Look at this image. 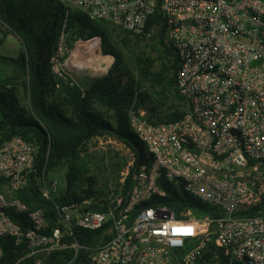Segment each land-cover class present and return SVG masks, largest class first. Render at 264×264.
Listing matches in <instances>:
<instances>
[{
    "label": "built area",
    "instance_id": "built-area-1",
    "mask_svg": "<svg viewBox=\"0 0 264 264\" xmlns=\"http://www.w3.org/2000/svg\"><path fill=\"white\" fill-rule=\"evenodd\" d=\"M93 21L140 34L160 0H58ZM165 43L179 61L176 87L186 103L183 118L153 124L148 111H128L131 132L149 163L122 173L118 185L101 183L98 193L68 201V182L48 177V158L21 135L0 145V259L2 241L25 243L21 264L50 263L54 253H87L88 264H264V0H161ZM102 45L101 38H94ZM84 42V41H82ZM62 37L54 72L66 79ZM113 135L105 132L100 136ZM94 138V139H95ZM137 159V158H136ZM28 186L55 206L61 226L51 227L43 209L18 197ZM189 195L208 209L180 202ZM99 205L103 211H94ZM24 215L27 228L11 212ZM109 226L100 243L82 246L75 228Z\"/></svg>",
    "mask_w": 264,
    "mask_h": 264
},
{
    "label": "trees",
    "instance_id": "trees-1",
    "mask_svg": "<svg viewBox=\"0 0 264 264\" xmlns=\"http://www.w3.org/2000/svg\"><path fill=\"white\" fill-rule=\"evenodd\" d=\"M0 22L21 43L15 57L0 54V145L21 135L27 141L37 143L45 153L50 149L48 170L68 169L69 202H81L98 193L96 187L102 177L105 183L113 180L118 185L119 180H116L126 166L115 160L118 156L109 160L103 157L101 162L94 164L98 174L92 175L94 169L91 161H87L90 156L87 146L98 135L110 132L125 142L136 155L135 167L149 163L144 156L143 144L128 124V111L135 102L137 109L150 111L148 120L153 124L183 118L186 109L181 111L180 107L186 103L176 87L179 61L174 50L165 43L167 26L161 0L145 31L140 34L119 31L106 22L93 21L58 0H0ZM148 36L161 59L158 70H155L154 59L136 50V45ZM62 37L68 49H73L78 41L101 38L103 55L114 58L108 73L89 87L82 86L67 74L66 79H60L54 72L53 58ZM19 86L24 89L27 104L22 102ZM157 87L161 91H155ZM171 100L174 101L170 109L173 111L160 116L156 103L166 106ZM132 174L133 170L126 180L124 192L132 184ZM17 197L32 210H45L51 227L61 226L55 206L43 199L34 187L28 186L18 192ZM166 200L171 205L184 202L208 209L207 205L185 194H170ZM92 209L103 211L104 207L94 205ZM11 214L16 223L28 227L24 215L13 211ZM108 227L97 231L75 228L76 239L82 246L98 244L102 239H109L105 235ZM2 246L4 256L0 264H16L27 254L25 243L18 246L11 236L2 241ZM214 252L220 256V264H228L224 252L214 244L209 246L206 259L211 260ZM30 262L25 259L21 264ZM49 262L88 264L87 253L82 250L77 257L72 250L54 253Z\"/></svg>",
    "mask_w": 264,
    "mask_h": 264
},
{
    "label": "rangeland",
    "instance_id": "rangeland-1",
    "mask_svg": "<svg viewBox=\"0 0 264 264\" xmlns=\"http://www.w3.org/2000/svg\"><path fill=\"white\" fill-rule=\"evenodd\" d=\"M118 34V33H117ZM0 38H2V47H1V54L7 57H15L21 48V43L19 42L18 38L14 36L7 27L0 22ZM6 42H5V41ZM5 42V43H4ZM80 42V41H78ZM76 42L74 44L73 49H68L66 55L62 58L64 62L62 63L64 71L67 75L72 77L77 83H92L96 79L105 76L109 71V66L111 65L113 58L112 57H102L100 55V50L98 51V56L100 58H93V53L88 50L86 52L85 49H80L79 46L81 43ZM154 43L151 41V37L140 41L138 45H136V50L139 53H146L151 59L156 61L155 63V70H158L161 66V59L159 58V53L154 50ZM79 50V52H78ZM84 51V52H83ZM77 52V53H76ZM83 53V54H82ZM86 54V55H85ZM86 56V57H84ZM104 60H106V64H104ZM104 64V65H103ZM80 68V70H78ZM133 68V67H132ZM148 87V86H146ZM19 95L22 99L24 104H27V98L25 96L24 89L19 86ZM155 91H161L160 87L154 89ZM174 101H169L166 106L156 103V106L159 108L160 116L167 115L173 107ZM154 104V103H153ZM148 107V106H147ZM150 113L147 108H144ZM186 104L180 107V110H185ZM110 133V132H109ZM107 137L100 136L99 139H93L88 142L87 150L89 158L87 161H91V168L94 169L92 175H97L98 171L95 168V163H99L102 161V158L105 157L106 159H110V157L118 156L116 161H121L126 163L125 168L122 170L120 174V178L122 173L127 171L133 170L136 166V155L133 150L123 141L119 140L114 135H108ZM113 160V161H115ZM68 169H59L56 172H48L49 178L57 179L60 184L61 188H64L66 185V176H67ZM99 176V175H98ZM102 177V176H101ZM118 178L116 182L120 179ZM101 183H104L103 177L100 178ZM119 182V181H118ZM98 187V186H97Z\"/></svg>",
    "mask_w": 264,
    "mask_h": 264
},
{
    "label": "bare ground",
    "instance_id": "bare-ground-1",
    "mask_svg": "<svg viewBox=\"0 0 264 264\" xmlns=\"http://www.w3.org/2000/svg\"><path fill=\"white\" fill-rule=\"evenodd\" d=\"M98 44H96V42L95 41H91V42H89V43H83L82 45H80L79 46V48L80 49H85V47H87L86 49H88V50H90L92 53H93V56H92V59L93 58H96L97 56H98V51H99V48H98ZM90 51H89V53H90ZM78 52H79V50H78ZM84 52V51H83ZM77 53V52H76ZM88 53V52H87ZM88 53V54H89ZM83 54V53H82ZM86 55V54H85ZM84 57H86V56H84ZM97 58H100V57H97ZM104 64H106V60H104ZM103 64V65H104Z\"/></svg>",
    "mask_w": 264,
    "mask_h": 264
},
{
    "label": "crops",
    "instance_id": "crops-1",
    "mask_svg": "<svg viewBox=\"0 0 264 264\" xmlns=\"http://www.w3.org/2000/svg\"><path fill=\"white\" fill-rule=\"evenodd\" d=\"M5 41V40H4ZM7 41V40H6ZM5 41V42H6ZM91 41H95L96 42V44H98L99 46H98V48H99V50H100V55L102 56V57H111V56H105V55H103V53H102V48H101V43H99V41H97V39H92V40H90V41H84V42H82V41H80V42H78V43H81L80 45H82L83 43H89V42H91ZM0 42H2V38H0ZM4 42V43H5ZM3 43V42H2ZM2 43L0 44V51H1V45H2ZM87 47H85V52L86 51H88V49H86ZM20 50V49H19ZM87 53V52H86ZM0 54H1V52H0ZM99 54V53H98ZM113 58V57H112ZM113 63H114V58H113V61H112V63H111V65L109 66V68H111V66L113 65ZM78 70H80V68L78 69ZM79 84H81L82 86H84V87H89L90 85H91V83L89 84V83H82V82H80Z\"/></svg>",
    "mask_w": 264,
    "mask_h": 264
}]
</instances>
